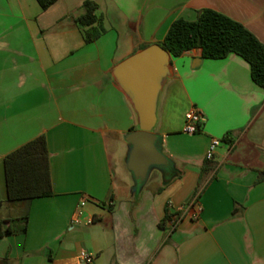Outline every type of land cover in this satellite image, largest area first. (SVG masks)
<instances>
[{"label":"crops","instance_id":"1","mask_svg":"<svg viewBox=\"0 0 264 264\" xmlns=\"http://www.w3.org/2000/svg\"><path fill=\"white\" fill-rule=\"evenodd\" d=\"M77 1L43 11L36 0H0V220L28 217L26 233L0 237V264H78L82 251L91 264H264V89L248 63L203 59L200 48L170 56L153 131L169 164L142 183L127 168L136 116L111 76L203 9L264 47V0ZM85 1L105 28L90 43L75 22ZM192 108L203 120L188 135ZM40 136L52 195L8 202L5 157ZM212 139L220 145L207 160Z\"/></svg>","mask_w":264,"mask_h":264},{"label":"trees","instance_id":"2","mask_svg":"<svg viewBox=\"0 0 264 264\" xmlns=\"http://www.w3.org/2000/svg\"><path fill=\"white\" fill-rule=\"evenodd\" d=\"M43 11L58 0H36ZM84 12L76 19L85 43L100 37L105 28L102 18L96 15L97 5L83 3ZM159 45L171 57H179L194 48L201 49L203 59H223L230 53L245 60L250 67L254 84L264 89V47L243 25L210 9L198 12L194 21L175 20ZM5 177L8 202H27L52 195L49 159L44 136H40L5 157ZM169 217L167 214L165 220ZM6 225L0 220V237L27 230L28 217Z\"/></svg>","mask_w":264,"mask_h":264},{"label":"water","instance_id":"3","mask_svg":"<svg viewBox=\"0 0 264 264\" xmlns=\"http://www.w3.org/2000/svg\"><path fill=\"white\" fill-rule=\"evenodd\" d=\"M171 73L170 55L159 44L139 50L111 70L115 86L124 94L136 116L137 130L126 136V142L131 145L127 168L138 183L146 180L151 168L169 164L157 147L153 131L159 98Z\"/></svg>","mask_w":264,"mask_h":264},{"label":"built area","instance_id":"4","mask_svg":"<svg viewBox=\"0 0 264 264\" xmlns=\"http://www.w3.org/2000/svg\"><path fill=\"white\" fill-rule=\"evenodd\" d=\"M203 116L201 112H199L197 109L192 108L188 110L184 115V124L182 128V132L184 134L193 135L197 132L199 129L200 124L202 123ZM220 145V141L218 139H212L211 143L206 151V159L211 160L215 154L216 148ZM85 202H81L79 209L75 213V219H73L74 222L79 223L80 220L78 219V216L81 214V207L84 206ZM201 211V207L199 205L195 206L193 213L191 215V218L193 220L198 219L199 214ZM92 221L87 220L86 223L90 224ZM176 223L175 220H172L170 222V225H174ZM79 262L78 264H91L93 262V255L86 251H82L79 253Z\"/></svg>","mask_w":264,"mask_h":264},{"label":"rangeland","instance_id":"5","mask_svg":"<svg viewBox=\"0 0 264 264\" xmlns=\"http://www.w3.org/2000/svg\"><path fill=\"white\" fill-rule=\"evenodd\" d=\"M67 2L70 1L71 3H74V5H78V1L77 0H66ZM84 12V8L83 7H80L79 9H76L75 10V14H79V13H82Z\"/></svg>","mask_w":264,"mask_h":264}]
</instances>
